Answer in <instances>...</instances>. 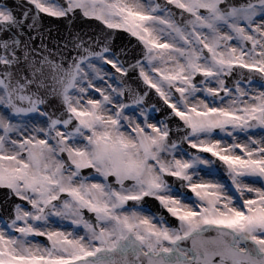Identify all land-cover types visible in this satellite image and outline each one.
<instances>
[{
  "label": "snow or ice",
  "instance_id": "6c2138e0",
  "mask_svg": "<svg viewBox=\"0 0 264 264\" xmlns=\"http://www.w3.org/2000/svg\"><path fill=\"white\" fill-rule=\"evenodd\" d=\"M0 189V264H264V0H0Z\"/></svg>",
  "mask_w": 264,
  "mask_h": 264
},
{
  "label": "water",
  "instance_id": "95a60500",
  "mask_svg": "<svg viewBox=\"0 0 264 264\" xmlns=\"http://www.w3.org/2000/svg\"><path fill=\"white\" fill-rule=\"evenodd\" d=\"M43 23L46 28H50L52 30V34L54 36L57 35L58 30L61 34L65 33L67 30L66 24H62L59 21H56L54 18H45ZM76 27L83 32L91 33L94 25L84 23L83 21H77ZM127 43H128L127 34L121 33L119 32V30H117V36L114 40V45L116 50L119 51V49L127 45ZM156 117L158 119L162 118L160 114H157ZM205 155H210V154H205ZM4 202H5V190L0 189V205H3ZM149 207H152L153 210L155 211L159 207V205L155 202L150 201Z\"/></svg>",
  "mask_w": 264,
  "mask_h": 264
},
{
  "label": "flooded vegetation",
  "instance_id": "af4514ba",
  "mask_svg": "<svg viewBox=\"0 0 264 264\" xmlns=\"http://www.w3.org/2000/svg\"><path fill=\"white\" fill-rule=\"evenodd\" d=\"M36 241L40 242L41 244H45L46 243V240L43 237H37Z\"/></svg>",
  "mask_w": 264,
  "mask_h": 264
}]
</instances>
